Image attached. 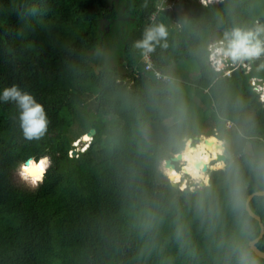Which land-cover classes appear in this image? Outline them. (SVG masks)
Returning a JSON list of instances; mask_svg holds the SVG:
<instances>
[{"label":"trees","instance_id":"16d2710c","mask_svg":"<svg viewBox=\"0 0 264 264\" xmlns=\"http://www.w3.org/2000/svg\"><path fill=\"white\" fill-rule=\"evenodd\" d=\"M169 2L0 0V89L31 92L47 117L43 134L29 138L16 102L0 100V264H236L229 244L241 238L239 226L248 242L260 234L247 209L232 207L224 169L212 173L215 196L205 197L173 186L160 164L170 157L162 101L174 78L200 132L209 126L208 135L257 150L235 157L245 199L264 189L257 168L264 102L251 83L264 81V68H256L264 56L249 68L247 61L227 65V76L213 72L206 56L224 28L264 23V0ZM120 16L127 31H116ZM161 22L167 45L150 54L167 77L157 79L134 42ZM112 54L123 59L111 65ZM180 61L197 64L196 74L177 68ZM92 127L88 146L72 155L74 140ZM33 155L51 160L43 179L16 181L21 164L40 161ZM251 207L264 222V195ZM257 245L264 250V235Z\"/></svg>","mask_w":264,"mask_h":264},{"label":"clouds","instance_id":"9594fccd","mask_svg":"<svg viewBox=\"0 0 264 264\" xmlns=\"http://www.w3.org/2000/svg\"><path fill=\"white\" fill-rule=\"evenodd\" d=\"M202 2L210 3L208 0ZM167 36L168 29L164 23L150 24L145 28L143 36L134 42V46L147 55L154 50L157 43L166 46L164 38ZM206 56L207 61H210L211 70L222 73L223 76L229 75L231 71L227 68L229 64L236 65L247 61L251 67V62L264 56V23L256 21L251 26L233 23L230 27L224 28L221 35L207 44ZM256 68L257 71L264 68V60L257 64ZM256 79L257 77L253 78L254 84ZM169 89L172 94L162 101L166 106L164 150L172 158L173 164L171 167H163L164 174L170 182L182 181L179 183L181 190L188 192L199 190L201 196L213 197L215 192L212 186V173L224 169L225 194L232 207L237 211L246 209L247 201L243 195L239 166L235 162V157L241 154L255 155L257 150L250 143L240 140L233 143L226 135H205L200 132L174 78L169 80ZM255 91L260 92V98L264 100V83L255 84ZM0 100L16 102L20 109L21 126L27 137H39L43 134L47 125L46 113L42 103L36 100L31 92L16 84L8 85L0 89ZM228 126H231V121L228 122ZM225 151L229 153L228 160L218 159V154ZM44 156L50 157L48 154ZM34 166L36 168L45 166L43 156L39 162H34ZM24 168H28V165H24ZM257 168L264 171V150L259 151ZM23 175L27 176L28 173L24 172ZM36 179L37 177H32L33 182ZM229 248L236 257V264H261L241 238L233 239Z\"/></svg>","mask_w":264,"mask_h":264},{"label":"rangeland","instance_id":"374dc122","mask_svg":"<svg viewBox=\"0 0 264 264\" xmlns=\"http://www.w3.org/2000/svg\"><path fill=\"white\" fill-rule=\"evenodd\" d=\"M175 1H178V0H175ZM208 1L209 2H219L221 0H215V1L214 0H211V1L208 0ZM168 2H169L168 4H169L170 7L174 5L173 4L174 3V0H168ZM118 4H119V2H118ZM120 20H121L120 22H123V23H120V26H117L116 31L118 32L121 29L127 31V28H125V24L126 25H128V24L126 22H124L123 16H120ZM116 31L114 30L112 32V36H110V42L112 44H114L116 42V41L114 42V40H116L119 37V34ZM108 47H110V46L108 45ZM107 51H109V48H107ZM102 56H104V57L108 56V53L106 52V49L103 51V55ZM122 59L123 58H122V56L120 54H117V55L112 54V57H110L108 60H109L110 64L113 65V64H117V62L118 61H121ZM209 63H210V61H209ZM175 66L177 68H179V69H182L184 71H187L190 74V77H192L194 74H196L197 69H198L197 64H195L193 61L192 62L191 61H180V62H177V64ZM186 80H187V82H189V79H185V81ZM74 127H75L74 129H75L76 132H77V130L80 129V127H79L78 124L75 125ZM209 130H210V127L209 126H206L203 129V134L208 135V131ZM91 138L92 137L90 136L88 138V141L86 143H84V142L83 143L82 142H78L79 141L78 140L79 138L76 139V140H74L73 144L74 145L75 144H78V145L76 146V148H74V150L71 151V154L72 155H77L74 152L75 150H76V153H77L78 150H84L86 148V146L88 145V143L91 141ZM160 165H161V168L162 169H163V167H167L165 165V159H162L161 160V164ZM22 171L25 172L24 169H23V165L21 164V166L19 167V169L14 174V178L16 179V181L26 182L28 185H35L37 180L35 182H33V181L29 180V179H26V176L23 175V172ZM239 231L241 232V234H240L241 239L243 238V240L245 241V244H246V242L249 243L248 242V239H247V236H246V233H245V224H241L239 226Z\"/></svg>","mask_w":264,"mask_h":264},{"label":"water","instance_id":"95a60500","mask_svg":"<svg viewBox=\"0 0 264 264\" xmlns=\"http://www.w3.org/2000/svg\"><path fill=\"white\" fill-rule=\"evenodd\" d=\"M87 133L92 137V136L96 133V129H95L94 127H92V128H90V129L88 130ZM74 152H75V154H77V153H76V150H75ZM218 156H219V159H224L225 161H227L228 158H229V153H228L227 151H225V153H220ZM30 158H33V159H35V160H38V159H40L41 157H38V156H36V155H33V156H31ZM30 158H28V159H30ZM28 159H27V160H28ZM27 160H26L25 162H27ZM172 164H173V160H172L171 157H168V158L165 159V165H166L167 167H171ZM49 166H50V164H49V162H48V164H47V168H48ZM47 168H46V169L44 170V172L39 176V178H38L37 181H41V180L43 179L44 173L46 172ZM171 183H172L173 186H175V187H179V183H180V182H175V183L171 182ZM256 195H264V189H262V190H257V191H254V192L250 193V194L248 195L247 200H246V201H247V207H246L247 211L249 212V214H250L251 216H253L254 218H256V219L259 221V223H260V234H259L256 238L250 240V241H249V245L251 246V248L254 250V252H255L257 255H259V256H261V257H264V250H262V249L257 245V243L259 242V240H260V239L263 237V235H264V222H263V220H262L261 215H259L258 213H256V212L253 210V208L251 207V200H252V198H253L254 196H256Z\"/></svg>","mask_w":264,"mask_h":264},{"label":"built area","instance_id":"2783aa9c","mask_svg":"<svg viewBox=\"0 0 264 264\" xmlns=\"http://www.w3.org/2000/svg\"><path fill=\"white\" fill-rule=\"evenodd\" d=\"M201 2H202V0H201ZM208 3V2H207ZM144 58H145V60L147 61V66H146V69H147V71H149V70H151V71H153V74H152V77L153 78H157V79H159V78H165V77H167V75H165V74H163L162 72H160L159 70H156V69H153L154 67H153V63H152V60H151V54L150 53H148L147 55H144ZM246 64V63H245ZM247 65V64H246ZM246 68H249V66H246ZM254 78V77H253ZM253 78L251 79V83H252V85L255 87V84H261V83H264V81L262 80V79H260V78H257L256 80H255V84L253 83ZM259 94H260V92H259ZM261 99V98H260ZM261 101H263L264 102V100H262L261 99ZM229 122V121H228ZM228 122H227V125H228ZM233 124H232V122H231V126H232ZM230 126V127H231Z\"/></svg>","mask_w":264,"mask_h":264},{"label":"bare ground","instance_id":"6f19581e","mask_svg":"<svg viewBox=\"0 0 264 264\" xmlns=\"http://www.w3.org/2000/svg\"><path fill=\"white\" fill-rule=\"evenodd\" d=\"M215 1V0H214ZM213 135V134H212ZM90 137V135L88 133H84L78 140V142H84L86 143L88 141V138ZM219 155V154H218ZM217 158L219 159V156H217ZM24 165H28V168H24ZM23 165V169L25 172H27L28 174H30V176L35 175L37 178H39V176L44 172V170L46 169V161L44 160V167L43 168H36L34 166V163H27Z\"/></svg>","mask_w":264,"mask_h":264}]
</instances>
